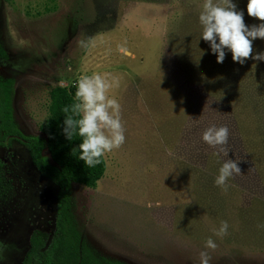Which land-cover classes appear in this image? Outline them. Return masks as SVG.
<instances>
[{
    "label": "rangeland",
    "instance_id": "1",
    "mask_svg": "<svg viewBox=\"0 0 264 264\" xmlns=\"http://www.w3.org/2000/svg\"><path fill=\"white\" fill-rule=\"evenodd\" d=\"M203 3L0 0V78L15 81L14 119L25 136H43L55 86L94 73L119 81L108 95L121 105L125 142L105 153L97 187L70 189L75 223L101 255L129 264H200L207 252L209 264H264V215L246 211L264 201V152L252 148L237 116L249 131L254 119L192 81L188 61L177 55L182 26L199 17ZM213 124L229 129L227 156L201 138ZM0 158V264H21L35 232L53 236L58 187L20 141L0 148ZM226 159L238 160L241 173L225 191L214 179ZM221 221L229 225L222 238L212 231ZM209 237L215 250L205 247Z\"/></svg>",
    "mask_w": 264,
    "mask_h": 264
},
{
    "label": "trees",
    "instance_id": "2",
    "mask_svg": "<svg viewBox=\"0 0 264 264\" xmlns=\"http://www.w3.org/2000/svg\"><path fill=\"white\" fill-rule=\"evenodd\" d=\"M237 11H243L247 25L261 23L247 14V7L237 8ZM194 17L195 20L192 15L187 17L182 26L180 37L185 44L177 50L183 64L186 60L189 63L188 77L194 82L206 85L207 91L215 98L227 97L230 99L228 103L237 106L240 113L252 116L254 123L251 124L250 131L249 125L242 128L244 120L240 119V114L237 116L241 133L247 137L251 135L252 148H260L264 152V62L247 60L244 65H240L232 60L231 52L225 49V59L223 63H218L209 43L200 37L202 28L198 17ZM263 42L259 38L256 39L253 42L254 50H264ZM76 83L70 86L57 85L51 89L48 115L40 124L43 136H25L14 119L15 81L11 78H0V148L10 147L14 140L20 141L27 147L37 170L58 187L53 236L49 240L46 234L35 232L21 264H129L94 251L83 238L73 218L70 198L72 184L95 188L107 168L104 156L94 167L85 165L79 160L78 145L82 138L74 135L73 139L68 141L62 132V122L67 115L64 109L67 107L71 110V106L77 102ZM249 109L251 114L248 113ZM45 150L53 163L44 154ZM256 157L262 159L261 155ZM3 166L4 161L0 158V167ZM246 211L250 215L261 217L264 215V201L258 199Z\"/></svg>",
    "mask_w": 264,
    "mask_h": 264
},
{
    "label": "clouds",
    "instance_id": "3",
    "mask_svg": "<svg viewBox=\"0 0 264 264\" xmlns=\"http://www.w3.org/2000/svg\"><path fill=\"white\" fill-rule=\"evenodd\" d=\"M247 14L261 23L247 25L243 11H237L233 0H204L199 13L201 36L208 42L212 53L216 54L218 63L225 59V49L231 52L232 60L244 65L247 60L264 62V50H254L256 39L264 40V0H247ZM84 45V42H80ZM116 79L94 73L84 75L76 83V103L65 108L67 114L63 119L62 132L68 141L74 135L82 138L78 145L79 160L88 167L100 163L105 153L120 148L125 142V128L121 118V105L115 98L108 95L113 86H118ZM70 111V114H68ZM229 129L227 126L210 125L202 132V140L210 147L218 149L224 156L228 155ZM169 154H172L169 149ZM238 160L226 159L219 168L214 183L227 190V181L241 170ZM227 221H221L218 229H212L215 236L222 238L227 235ZM216 242L209 237L205 247L215 250ZM207 252L200 253V264H209Z\"/></svg>",
    "mask_w": 264,
    "mask_h": 264
}]
</instances>
